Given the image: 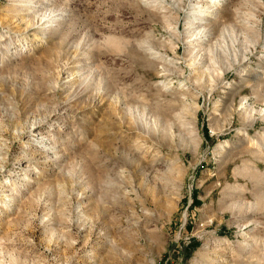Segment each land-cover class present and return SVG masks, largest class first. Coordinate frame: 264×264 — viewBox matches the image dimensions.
I'll use <instances>...</instances> for the list:
<instances>
[{
  "label": "rangeland",
  "instance_id": "374dc122",
  "mask_svg": "<svg viewBox=\"0 0 264 264\" xmlns=\"http://www.w3.org/2000/svg\"><path fill=\"white\" fill-rule=\"evenodd\" d=\"M0 264H264V0H0Z\"/></svg>",
  "mask_w": 264,
  "mask_h": 264
}]
</instances>
